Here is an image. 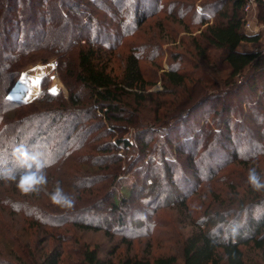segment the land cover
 I'll return each instance as SVG.
<instances>
[{
    "label": "trees",
    "instance_id": "obj_1",
    "mask_svg": "<svg viewBox=\"0 0 264 264\" xmlns=\"http://www.w3.org/2000/svg\"><path fill=\"white\" fill-rule=\"evenodd\" d=\"M0 1V170L10 168L17 177L0 179V264H179L175 256L104 260L96 247L79 244L69 231L102 232L112 240L135 220L144 224L149 240L158 242L156 214L171 204L191 226L182 235L181 264H220L223 259L243 264L241 248L249 245L264 252V190L239 182L234 199L220 198L224 186L232 188L234 170L227 171L231 165L244 171L255 168L264 179V55L239 51L240 45L260 39L242 31L239 13L244 0H222L209 8L214 22L200 23L205 29L192 40L194 51L185 47L193 70L179 71L185 59L175 57L176 65L163 81L164 90L172 91L156 97L149 92L152 85L141 64L155 63L159 47L143 53L127 39L141 32L148 17L165 11L161 0H44L45 15L51 13L44 19L50 32L29 34L24 25L35 24L36 14L24 10V0ZM142 2L155 6L141 12ZM126 4H131L128 10ZM13 13L19 17L16 22ZM65 24H70V32H61ZM75 32L82 34L80 39ZM8 36L16 39L14 47ZM209 51L222 58L221 69L227 70L223 80L208 78L199 64ZM51 59L57 62L55 72L66 96L48 90L47 75L32 101L9 98L24 70ZM206 67L211 75L219 72L217 64ZM247 72L232 95L246 89L247 100L262 99L257 104L261 141L252 154L236 149L226 153L239 137L232 133L237 111L232 115L233 104L225 103L224 91ZM214 88H220L221 95L209 92ZM179 90L182 99L169 103L161 115L167 104L161 97L176 98ZM196 96L198 101L192 99ZM245 119L250 121V116ZM176 139L179 143L172 150ZM17 144L50 162L47 184L35 191L23 192L17 186L24 174L22 164L12 157ZM57 182L74 198L72 208L52 203ZM204 195L208 203L200 211L193 209L190 200ZM172 233L168 230L164 239L171 240Z\"/></svg>",
    "mask_w": 264,
    "mask_h": 264
},
{
    "label": "rangeland",
    "instance_id": "obj_2",
    "mask_svg": "<svg viewBox=\"0 0 264 264\" xmlns=\"http://www.w3.org/2000/svg\"><path fill=\"white\" fill-rule=\"evenodd\" d=\"M28 1L31 2L29 7L26 6V3ZM43 1L44 0H24L23 2H21V6L24 8V10L30 8L28 9L30 14L31 15L36 14L35 24H29L26 26L24 25L25 31H28L26 32L27 34L34 31L50 32V30L47 31L44 23L50 18L51 13H47L45 15L44 11L46 10L45 9L46 7L45 4L42 3ZM220 1L222 0H161L160 6H162V8L164 7L165 11H160L153 17H148L144 22V24H142L139 29V31L141 32H137L136 35H134V37L131 40L130 38L127 39V42H131V47H133L134 50H144L143 53H148L147 51H151V47L154 46L159 47V51H160L158 53L159 57L156 58L155 63L146 62L141 64L145 79L147 80L148 83L152 85L149 92L152 93L154 96L156 93L170 94V92L172 91V88L168 91L164 90L163 81H164V74L169 71L170 67L176 65L175 63H173L176 60L175 57L179 58L180 56V58L185 59V62H183L180 65L178 69L179 71L183 72V70L185 71L193 70L192 63L187 58V55H185V50H186L185 47L189 48V50L191 51H194V49L191 48L192 40L194 39L197 40L199 33L205 29V26L201 27L200 23L203 20H206L208 22V25H211L214 22V18H215L214 14L212 13V11H209V8L212 7L213 4L217 5ZM244 1H245L244 8L239 13L240 18L243 22L242 31L246 34H254L260 39L257 43L254 44L240 45L239 51L245 53H252V54L253 53L261 54L263 56L264 55V6L262 4L264 3V0H244ZM130 5L131 4H126L125 10H128V7H130ZM139 6H140L139 11L142 12L145 9L146 11L150 12L155 5H153V3L144 5L142 2L141 5ZM12 16L14 22L19 20L17 13H13ZM28 16H30L29 13L28 15H25L23 17L27 19ZM52 16L53 15H51V17ZM42 18L43 21H41ZM69 27L70 24L63 25L62 27H60L61 32H70L67 31ZM147 30H150V32H146ZM80 32L82 33V31ZM14 33L16 32H12V35ZM75 33H76V35H74L75 38L80 39L82 34L79 32H75ZM84 34H88V33L84 32ZM69 37H73V34L69 35ZM13 38L11 36H8V44L9 46L13 45L14 47L16 45L15 44L16 42L14 43L16 39ZM2 44L3 41L0 40V47L2 46ZM205 49L206 46L204 47V52ZM205 56L206 59L203 61L200 59L199 64L201 67L206 69L205 71L207 72V77L208 78L211 77L210 79H213L215 81L216 78L219 80H223L227 75V70L221 69V67H223L224 64L221 62L222 58L220 57V55H215L214 52L209 51V56L208 55ZM51 60H55V59H51ZM207 63L217 64L216 68H218L219 72L214 73L213 75L209 74L208 69H210V67L209 68L206 67ZM35 67L44 68L49 66L46 65L43 66L41 64H37L36 66L33 67L30 66L27 68L25 74L27 72L36 69ZM48 69H50V67ZM52 71L53 72L50 75V79L52 75H55L53 76L54 86L52 90L56 92V89L59 86V83L56 79V77L58 78V76L55 72L56 70H52ZM248 76L249 74L247 72V74H245L243 78H240L239 81H236L234 79L232 83L233 82L236 83L235 84L233 83L231 87H229L227 90L224 91V93L227 94L225 103L233 104L232 115L234 114L235 110L237 111L236 116L238 117V122H235L234 124V126L237 127L236 129L233 130L232 133L235 135V137L237 136L239 137V140L235 142V144L237 145L233 144L232 149L230 151H226V153L236 149V151L237 150L244 151V154L246 155L252 154L256 142L261 141V132H260L261 124L259 122V119L257 118V115L258 113H260V111L257 110L258 109L257 104L261 102L260 100L262 99L256 100L257 99L256 97L251 96L252 100H247L250 99V96L248 95L249 94L248 92L244 91L246 89H244L241 92L236 91L237 96L232 95L233 89L238 88L240 86V83L244 82L245 79L248 78ZM20 83L21 82H19V84ZM61 86L63 87L62 83ZM63 89L65 91V96H66L67 91L65 88ZM259 89H261V85ZM48 90L51 92V86H48ZM220 91H221L220 88L218 89L214 88L209 92L213 94H217L219 96L221 95ZM177 93H178V97H176L177 99L171 95H166L164 97H161L162 100H164L167 103L160 109L161 115H164L166 113V110L169 109L168 108L169 103H172L173 100L174 101L176 100L177 102L182 99L180 90ZM200 96L198 97L200 98ZM198 97L196 96L192 99L198 101L199 100ZM262 101L264 102V100ZM175 103H173L172 107L175 106ZM219 108L220 106H217L218 110ZM247 116H250V121L245 119ZM169 117L170 114H166V118H164V121H168ZM247 129H249V131H246ZM130 133L131 130H129L128 135H126V137L129 138ZM178 143H179L178 140L173 141L172 150H174L175 146H177ZM173 152L174 151H172V155L174 156ZM229 170H234L231 171L233 172V174L230 176L231 177L230 180L232 181L230 185L232 186V188L228 189V186L223 185L224 189H222L220 192L222 195L220 196V198H222V200H225L226 198L229 197L234 199L235 192H237L235 190H237V185L239 186V182L240 184L246 182V184L248 185L247 182H248L249 166L247 170L244 171L241 166L238 167L235 165H231L229 169H227V171L229 172ZM156 180L157 179H155V181ZM142 185L143 182L140 180L138 182V188L140 189V191ZM40 189L45 195H48V191L45 188H40ZM238 190L241 191V189L239 188ZM178 192L179 191L174 192V194H177ZM146 196L149 197V194H147ZM208 198L209 196L204 195L199 200H197L196 198L191 199L190 200L191 207L193 209H196L197 211H200L202 209V206L208 203L209 200ZM156 217L160 218L158 219L160 222L157 223L160 226L159 232H161V237L158 242H155L154 240H149L146 234L147 230L144 224L143 223L134 224L135 220L133 221L131 220L132 221L131 224L126 226L123 234H121L120 232L114 234L112 240L107 239L102 232H74L71 230L69 231L79 240V244H86L90 248L96 247L99 251V257L104 260L111 259L114 262H118L119 260L125 259L126 257L143 258L148 256L151 258L156 256H163V257L175 256L178 260V263L181 264L182 235L187 234L190 231L191 226L189 225V222L185 220L183 216L180 217V212L175 210L172 204L166 208H160V210L156 214ZM16 218H21V217L16 215ZM168 230L169 231L173 230L172 233L173 238L171 240L164 239L167 236L166 234ZM241 250L243 253V264H264V252L253 249L251 245L247 247H242ZM220 264H227V262L225 259H223V261Z\"/></svg>",
    "mask_w": 264,
    "mask_h": 264
},
{
    "label": "clouds",
    "instance_id": "obj_3",
    "mask_svg": "<svg viewBox=\"0 0 264 264\" xmlns=\"http://www.w3.org/2000/svg\"><path fill=\"white\" fill-rule=\"evenodd\" d=\"M12 157L24 168V174L17 184L21 191H35L39 186L47 184L45 169L51 165L48 160L42 158L40 153L29 152L24 144H17L12 149ZM0 179L16 180L17 177L14 170L5 168L0 170ZM248 183L256 191L264 190V179L255 168L249 169ZM50 198L53 204L64 208H72L75 203L74 198L64 192L59 182L55 191L50 194Z\"/></svg>",
    "mask_w": 264,
    "mask_h": 264
},
{
    "label": "crops",
    "instance_id": "obj_4",
    "mask_svg": "<svg viewBox=\"0 0 264 264\" xmlns=\"http://www.w3.org/2000/svg\"><path fill=\"white\" fill-rule=\"evenodd\" d=\"M45 66V65H44ZM36 68V67H35ZM45 68L46 67H44V68H36V69H40V71H42V72H40V71H37L36 69H34V71L36 70V72H33V73H39L40 74V76H39V81H38V83H37V91L38 92H36V95H35V97H33L32 99H30V100H23L22 98L20 99V97H16L15 95H17V94H20V93H22V91H23V83H24V80H25V78H26V74H25V72H26V70H24L23 72H22V74H21V77H20V79H19V81L16 83V85L12 88V90H11V92L9 93V98L10 99H12V100H17V101H21V102H30V101H32L33 99H35L37 96H38V93H39V89H40V85H41V80L45 77V76H47V75H51L52 74V70L50 69L48 72L45 70ZM31 69V68H30ZM44 70L46 71V72H44ZM33 71V70H32ZM28 73V72H27ZM43 73V74H42ZM24 74H25V76H24ZM34 74V75H35ZM30 75H33V74H30ZM23 76H24V78H23ZM53 76H55V75H52L51 76V84H50V86H51V92L52 93H57L58 91H62V92H64L65 93V91H64V87H62L61 86V82H60V80L56 77V79H57V81H58V83H59V86L57 87V89H56V92H54L53 90H52V88H53V86H54V79H53ZM22 80V81H21ZM19 82H21L20 84H19ZM18 87V88H17ZM17 88V89H16ZM16 90V91H15ZM15 91V92H14ZM14 93V94H13Z\"/></svg>",
    "mask_w": 264,
    "mask_h": 264
},
{
    "label": "bare ground",
    "instance_id": "obj_5",
    "mask_svg": "<svg viewBox=\"0 0 264 264\" xmlns=\"http://www.w3.org/2000/svg\"><path fill=\"white\" fill-rule=\"evenodd\" d=\"M49 67L45 68V70L47 72L50 70V69H48ZM36 70L40 71V69L39 70L36 69ZM36 70L35 71L33 70V71L26 73V78H25L24 83H23V91H22V93L15 95L16 97H20V99L22 98L23 100H30L33 97H35L36 92H38L37 91V87H38L37 83L39 81V76H40L39 73H36V74L33 73V72H36ZM45 70H44V72H46ZM40 72H42V71H40ZM30 74H33V75H30Z\"/></svg>",
    "mask_w": 264,
    "mask_h": 264
},
{
    "label": "built area",
    "instance_id": "obj_6",
    "mask_svg": "<svg viewBox=\"0 0 264 264\" xmlns=\"http://www.w3.org/2000/svg\"><path fill=\"white\" fill-rule=\"evenodd\" d=\"M47 66H50V69H51V70H57V67H58L57 62H56L55 60H51V61L47 64Z\"/></svg>",
    "mask_w": 264,
    "mask_h": 264
}]
</instances>
